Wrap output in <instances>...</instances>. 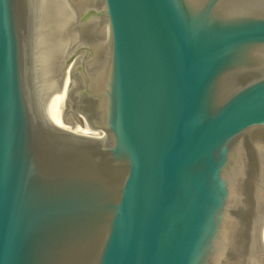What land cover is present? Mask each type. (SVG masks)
I'll return each instance as SVG.
<instances>
[{
    "label": "water",
    "instance_id": "obj_1",
    "mask_svg": "<svg viewBox=\"0 0 264 264\" xmlns=\"http://www.w3.org/2000/svg\"><path fill=\"white\" fill-rule=\"evenodd\" d=\"M0 264H264V0H0Z\"/></svg>",
    "mask_w": 264,
    "mask_h": 264
}]
</instances>
